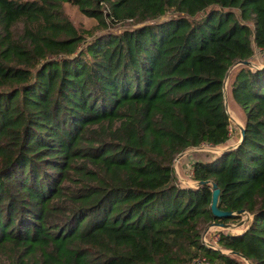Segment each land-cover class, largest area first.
Returning <instances> with one entry per match:
<instances>
[{
  "label": "trees",
  "instance_id": "obj_1",
  "mask_svg": "<svg viewBox=\"0 0 264 264\" xmlns=\"http://www.w3.org/2000/svg\"><path fill=\"white\" fill-rule=\"evenodd\" d=\"M64 2L100 31L87 35ZM257 47L264 0H0V258L264 264V60L236 64ZM234 64L243 137L194 158L196 184L183 186L175 158L229 138ZM211 182L234 214H212ZM239 209L242 231L219 230L228 252L203 243Z\"/></svg>",
  "mask_w": 264,
  "mask_h": 264
},
{
  "label": "rangeland",
  "instance_id": "obj_2",
  "mask_svg": "<svg viewBox=\"0 0 264 264\" xmlns=\"http://www.w3.org/2000/svg\"><path fill=\"white\" fill-rule=\"evenodd\" d=\"M63 9L67 13L69 18L74 22V24L76 26L87 31V35H89L90 33H95V32L100 31L99 28L97 27V23H98L97 20L93 17L87 16L84 13H82L79 10V8L77 7V5L72 4L70 2H64L63 3ZM166 13H167L166 15H168L171 12L169 11ZM132 22H133L132 20H126V21L118 22L115 25L111 26L110 29L112 31H119L120 29H122L124 27L132 26ZM252 60L254 62H256V61L262 62V60H264V51L260 52L258 50V48H256ZM231 71H230V74H231ZM229 77L230 76H228V78ZM228 82H229V80L227 79L225 87H226V98H227L226 109H227L229 116H230L229 138L223 144H219V145H211V144L205 143L200 149L188 148L183 153L178 155L177 158H175V161H174L175 175H176V178L178 179V181L180 182V184L183 186H187L188 184H190V185L196 184L195 180L192 179V176L190 173V171H191V163L189 162L190 160H192L194 158H200V159H204V160L211 158L213 155L219 154L222 151H225V150L233 147L237 143V141L239 140L240 126L243 124V115H242V112H240V110L234 109L233 105L231 104L232 101L230 100L229 95L227 93ZM184 160H186V161L183 162ZM189 166H190V169H189ZM250 216L251 215L249 213H241L239 220L237 219V220L227 222L230 225L229 228H224L222 226H221V228L224 231L228 230L231 232H241L245 225L244 226L238 225V222L240 220H243V219H244V221H246L247 218H249ZM211 225L212 224H209L207 227H210ZM215 225H217V224H215ZM213 228L216 229L215 226L211 227V229H213ZM214 232L215 231H211L208 234V237L213 238ZM243 260H244V264H249L246 261V259H243ZM7 263H8V261L6 259L0 258V264H7Z\"/></svg>",
  "mask_w": 264,
  "mask_h": 264
},
{
  "label": "water",
  "instance_id": "obj_3",
  "mask_svg": "<svg viewBox=\"0 0 264 264\" xmlns=\"http://www.w3.org/2000/svg\"><path fill=\"white\" fill-rule=\"evenodd\" d=\"M236 64H245V65H251V66H254L255 65V62L251 59H242V60H238L236 62ZM232 65L230 67V69L228 70L225 78H224V84H223V92H224V97H225V106H227V98H226V81L228 79V76L230 74V71L234 68V66L236 65ZM243 134H244V129L242 127V125L240 126V136L241 138L243 137ZM208 182L207 180H202V181H199V183H206ZM211 185H212V195H211V202H210V209H211V212L212 214L215 216V217H227V216H230L232 214H234L233 211L231 210H227V209H223L220 207V188L218 187L217 183L216 182H211ZM236 213H248L246 210L244 209H239L236 211ZM244 219L243 220H240L238 222V225H242L244 223ZM213 224H217V225H220L222 227H225V228H229L230 225L228 223H225V222H214Z\"/></svg>",
  "mask_w": 264,
  "mask_h": 264
},
{
  "label": "built area",
  "instance_id": "obj_4",
  "mask_svg": "<svg viewBox=\"0 0 264 264\" xmlns=\"http://www.w3.org/2000/svg\"><path fill=\"white\" fill-rule=\"evenodd\" d=\"M257 48H258V50H259L260 52H263V51H264V48H261V47H257ZM254 53H255V52H254ZM251 59H252V58H251ZM204 144H205V143H201L200 145L193 146V147H191V148H193V149H200ZM208 144H209V143H208ZM176 158H177V157H176ZM190 173H192V167H191V171H190ZM212 226H215L216 229H215V228L211 229ZM224 228H225V227H224ZM221 229H222L221 226H219V225H215V224H212L210 227H208L206 230H204V232L202 233L201 238H202V241H203L204 244H207V245H209V246H211V247H213V248L219 249V250H221V251L228 252V250H226V249H224V248H222V247H220V246L218 245L219 230H221ZM229 230H230V229H229ZM211 231H215V232L213 233V235H214L213 238H209V237H208V234H209ZM213 235H212V236H213ZM188 264H213V263L207 261L204 257H197V258H195L194 260H192V261H191L190 263H188Z\"/></svg>",
  "mask_w": 264,
  "mask_h": 264
},
{
  "label": "crops",
  "instance_id": "obj_5",
  "mask_svg": "<svg viewBox=\"0 0 264 264\" xmlns=\"http://www.w3.org/2000/svg\"><path fill=\"white\" fill-rule=\"evenodd\" d=\"M230 77L228 78V80L230 81L231 80V78H232V72H231V74L229 75ZM188 160V159H187ZM186 160H184L183 162H185ZM189 161V160H188ZM193 161V159L192 160H190L189 162L191 163ZM189 169H190V166H189ZM188 185H190V184H188Z\"/></svg>",
  "mask_w": 264,
  "mask_h": 264
}]
</instances>
